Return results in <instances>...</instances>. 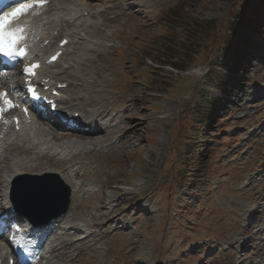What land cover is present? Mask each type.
I'll use <instances>...</instances> for the list:
<instances>
[{"label":"rangeland","instance_id":"374dc122","mask_svg":"<svg viewBox=\"0 0 264 264\" xmlns=\"http://www.w3.org/2000/svg\"><path fill=\"white\" fill-rule=\"evenodd\" d=\"M253 1L78 3L95 9L66 29L72 43L47 71L72 83L63 107L86 110L77 96H100L123 121L113 128L110 148L87 157L84 193L66 210L85 233L93 231L91 242L42 264L77 252L76 264H264L257 232L264 229V31L253 39L255 53L237 64L236 79L221 64L228 41L238 36L240 10ZM49 10L30 19L49 18ZM89 10L94 18L88 20ZM37 28L38 35L48 33ZM8 74L0 84L19 87L18 73ZM66 74L84 80L78 95L77 80ZM101 208L117 218H91Z\"/></svg>","mask_w":264,"mask_h":264},{"label":"bare ground","instance_id":"6f19581e","mask_svg":"<svg viewBox=\"0 0 264 264\" xmlns=\"http://www.w3.org/2000/svg\"><path fill=\"white\" fill-rule=\"evenodd\" d=\"M93 1L99 2V5L103 4L104 2V0H60V2H57V0H52V2L48 5L51 10V17L45 18L41 16L40 18H37L36 15L35 17L38 20L35 23H30L31 28L28 23H21L19 28L24 27L25 30L27 28L25 33H30L32 35L31 36L28 34L26 39L27 43L28 41L32 40L28 46L33 47V44L35 43V45H37V54L35 55L36 58L53 51L56 48L57 43H59L62 38L69 40L71 34L65 33V31H60V28H66L75 22L83 21L80 19L81 15L87 11V9L91 10L95 8L92 6L81 10L78 3L91 4ZM93 15L94 14H92L91 11L88 12V20L93 19ZM58 22L60 23L58 24ZM38 26L41 27V31L42 27L46 26L48 33L38 35L37 32L39 30L35 32L36 29H38ZM92 28L97 27L93 26ZM54 31H59V33L54 36ZM81 31L83 30L81 29ZM58 36L60 38L54 41ZM47 40H49V44L40 49L43 42ZM71 43V41L67 43L68 45L65 51L68 50V47H70ZM81 55V53H76L75 57L80 59ZM42 61L45 65V67L39 70L43 74L42 79L53 80V84H55V82L66 84V89L70 90L72 85L71 81L63 78L62 80H59L57 75L55 76L50 74L47 70H51L52 67L55 66H48L50 64H46L45 59ZM64 76L75 78L77 80L74 93L78 95V93L81 91V87L84 84V80L75 74H66ZM17 80H19V75L17 76ZM22 81L23 79H21V82ZM49 83L45 85H49ZM0 86H2L0 87V90L6 89L3 84H0ZM90 87L92 89L99 88L93 84H91ZM17 88L11 86L6 90L9 91L10 95V93ZM63 92L64 91H62V93ZM62 95V102H60L61 107L65 106V104L69 101L68 98L63 97ZM76 101L78 104L84 105L86 110H81L73 106H70L69 108H63L65 110L73 109L80 115V122H82L81 128L80 131L74 135L58 132L60 128L49 125L44 117L37 119L38 123H40L43 127H41L40 124H34L33 122H31V124H26V122L21 121L19 123L21 130L18 134L12 131L13 126L10 123L4 124L5 126L0 132V205H2L7 199L9 201V187L12 188L10 197L13 199L18 194L16 188L20 189L23 186L30 187V185L25 182L34 183L35 180L27 176H34L39 179L38 181H40L42 178L46 179L47 177H52V181L47 183L48 189L44 193H42L41 190H38L30 194L36 199L37 202L36 205L31 207V209L36 211L37 215L41 214L39 212L45 210V208L40 205L41 199L42 202L44 201L45 203L55 205L54 210L61 208L62 201L61 197L59 196L61 183L55 180L56 178H54V176H56L64 184V192L68 196V200L71 202L70 212L76 206L75 199H81L84 193V187L82 186L83 183L80 182V180L84 181L87 178L85 177L84 172L81 173L83 170H89L87 168L88 166L86 165L87 157L96 152L109 149L113 144L114 138L116 137V133L113 131V128H116L117 125L121 124L123 121V118H120V121L117 120V113H113V108H111L110 105L106 103V100L100 96L93 98L77 96ZM125 118L127 119V116ZM69 119L73 120L72 122L79 123L78 120L72 119L71 117ZM97 120H104L106 122L105 126L98 125ZM128 125L131 126L132 130H138V125L135 124L134 120L129 119ZM88 127L92 129L91 133L87 130ZM127 132L129 131L126 130L125 133ZM128 139L132 141L131 137ZM10 180H13L12 185L11 183L9 184ZM54 188L58 190V193L54 190ZM101 202L102 200L99 201V203ZM70 212H66L63 216L59 218H52L49 221L57 231L48 239V241H50L52 244L49 248H47L51 249V257L49 258L50 260L67 255L68 253L66 249H71L74 247V244L83 241L85 242L86 240H88L87 243H89L91 242V238H93L92 234L94 233H85L87 227L82 224L80 220H77L75 217H73L71 215L72 213ZM105 214L106 216H112L109 222H112L116 217L114 216L113 212H111V209L101 208L96 211L95 215L91 216V218ZM49 222L44 224V226H41V228H44L45 232L48 229V227L45 226L48 225ZM250 222L251 219H247V223ZM263 223L264 220L260 225ZM250 229L251 227L248 228V230ZM257 232L262 236L260 241L263 242V227ZM78 235L80 238L71 239L72 237H76ZM3 254H6V250L0 247V260L2 259ZM40 254L41 257H44L43 255H45L44 252H41ZM76 258L77 256H74V258L59 264H73Z\"/></svg>","mask_w":264,"mask_h":264},{"label":"trees","instance_id":"16d2710c","mask_svg":"<svg viewBox=\"0 0 264 264\" xmlns=\"http://www.w3.org/2000/svg\"><path fill=\"white\" fill-rule=\"evenodd\" d=\"M240 11V17L238 15L236 20L240 18L237 27L240 29L238 34H241L238 36L239 38H232L229 41L228 49L225 50L226 56L222 62L223 67L231 71V75L237 74L233 72L238 70L237 64L243 62L250 53H255V49L251 46L253 39L262 35L264 31V0H254V4H249ZM221 84L225 85V82H221ZM218 88L219 90L225 89L224 86ZM205 155H202L201 161L207 159Z\"/></svg>","mask_w":264,"mask_h":264},{"label":"snow or ice","instance_id":"6c2138e0","mask_svg":"<svg viewBox=\"0 0 264 264\" xmlns=\"http://www.w3.org/2000/svg\"><path fill=\"white\" fill-rule=\"evenodd\" d=\"M41 2H43V0H41ZM31 7H33L32 4H20L17 7L12 8L11 11L0 14V55L8 58L9 61L15 60L17 57L24 56L25 49L17 47L18 41L23 38L17 33L23 32V29L18 28L9 30L8 25L13 19ZM53 59H56V57H53ZM37 67H39L38 64H33L31 67H25L24 72L34 75L32 70ZM27 91L31 93L34 98L41 99L32 84H28ZM0 103H2V106H0V113H3L6 109L17 106L9 98L6 91H0ZM24 112L27 113L28 109L25 108ZM54 190L58 193L57 189L54 188Z\"/></svg>","mask_w":264,"mask_h":264},{"label":"water","instance_id":"95a60500","mask_svg":"<svg viewBox=\"0 0 264 264\" xmlns=\"http://www.w3.org/2000/svg\"><path fill=\"white\" fill-rule=\"evenodd\" d=\"M48 186L46 185V186H42V187H40V188H38V190H41V192L42 193H44L48 188H47ZM63 201H64V208H63V210H62V212H64L65 210H66V208H67V204H68V201H67V198H64L63 199ZM37 203H35V204H33L32 206H34V205H36ZM40 205L42 206V207H45L46 206V204H41L40 203ZM56 214H54V216H55ZM58 215V214H57Z\"/></svg>","mask_w":264,"mask_h":264}]
</instances>
